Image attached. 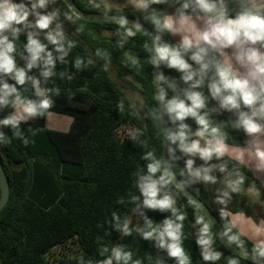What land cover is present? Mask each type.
<instances>
[{
    "label": "trees",
    "instance_id": "1",
    "mask_svg": "<svg viewBox=\"0 0 264 264\" xmlns=\"http://www.w3.org/2000/svg\"><path fill=\"white\" fill-rule=\"evenodd\" d=\"M14 2L20 3L21 0ZM74 2L87 12L135 17L148 25L156 36H160V43L173 46L180 43L173 34L158 32L151 21L144 17L151 15L153 10L161 17L179 16L178 9L184 0H167L165 3L150 4L147 10L130 8L123 12L108 11L102 0ZM224 2L230 17L234 18L242 10V0ZM97 4L99 7L94 6ZM243 5L250 7V0H243ZM38 11H58L59 15L51 28L55 29L57 24L61 26L67 55L61 60L55 46L45 39V32L32 30L53 52L55 67L52 69L53 75L47 79L41 75L42 65L28 74L40 80L42 89L52 90L48 95L53 105L44 115L22 121L19 137L14 136L10 126L0 128L10 141H0V160L10 182V199L0 211V264H100L111 256L115 247L132 254L128 264H135L136 261H140V264H177L165 249L158 246L155 238L143 237V231L150 230L148 222L153 227H159L165 219H176L171 210L146 207L138 186L140 176L148 175L147 165L151 161L143 159L147 152H153L155 158L162 161L161 171L154 178H159L165 171L161 121L155 118L159 117V113L153 88V64L150 62L154 56L153 50H149L153 49L151 42L140 31L135 36H125L124 29L117 23L82 20L62 0H50L46 10ZM65 13L72 15L73 19H67ZM185 14L204 16L199 11L193 12L191 7L185 10ZM29 19L33 20L34 17ZM106 32L110 35H106ZM26 43L27 32L22 31L15 41V56L20 67H25L27 63L21 58V54L25 57L28 55L24 50ZM146 44L148 48H145ZM260 50L264 52V48ZM191 55L189 51L184 58L194 70H198L199 65L191 60ZM133 59L137 63L133 64ZM78 60L79 67L76 66ZM162 74L175 85L173 90L167 83H162L166 99L174 95L184 98L189 90L203 92L206 108L201 110V114L208 113L211 125L221 129L227 145H246L247 134L233 125L238 120L239 111L249 109L242 105L239 110L229 111L221 108L219 101L211 97L207 85L212 82L214 69L207 72L204 85L197 89H191V82L183 81V73L168 68L164 62ZM9 83L14 81L9 80ZM122 86L140 94V107L130 101ZM55 89H59V94ZM20 91L28 98L38 99L30 83ZM13 111L10 106L0 109V119ZM49 112L70 116L72 122L68 130L47 128ZM168 117L171 132L177 131L181 121L173 123L169 114ZM183 123L189 126L191 139H195L194 134L199 128L195 119L187 117ZM178 145V141L173 144V168L179 178L215 213L228 237H239L238 241L231 242L256 255L253 250L255 244L232 224L230 214L241 213L255 222L264 220V208L248 195V192H255L263 196L264 186L247 166L228 155L221 159L213 156L205 162L199 156L183 153ZM188 159L194 160V169L212 167L210 175L216 177V183L202 180L192 182L193 178L186 169ZM220 165L226 167L225 172L219 171ZM237 172L245 176V182L240 185L239 192H232L226 181L235 180ZM253 185L254 190L249 191ZM224 191L229 192V197H222ZM164 194L175 200L177 214L185 216L182 222V246L189 264H228L229 259L237 260L238 264H255L230 253L203 213L172 183L161 188V196ZM218 197L225 199V203H218ZM221 209L229 215L222 217ZM136 216L139 219L137 222L134 220ZM197 216H203L205 222L209 223L212 250L222 253L218 261H204L202 258V249L196 242L201 227L196 224ZM125 223L130 230L128 235L123 231ZM113 264H117L115 259ZM119 264L124 262L120 261Z\"/></svg>",
    "mask_w": 264,
    "mask_h": 264
},
{
    "label": "clouds",
    "instance_id": "2",
    "mask_svg": "<svg viewBox=\"0 0 264 264\" xmlns=\"http://www.w3.org/2000/svg\"><path fill=\"white\" fill-rule=\"evenodd\" d=\"M49 2L50 0H28L25 3L21 0L20 3H16L14 0H0V109L10 106L14 110L0 119V128L10 126L16 137L21 135L19 126L22 121L26 122L30 118L44 115L53 105L48 95V92L52 90L42 89L40 80L28 74L33 68L42 65L41 75L47 79L53 75L52 69L55 67L53 52L48 50L47 44L42 43L32 30L45 32V39L55 46V51L60 54L61 60L67 55L61 26L57 24L55 29L51 28L59 15L58 11H38L39 9L46 10ZM165 2L167 0H129L134 8L142 11L147 10L150 4ZM250 3V7L244 6L242 0V10L233 18L228 15L224 0H219V2L217 0H184L182 7L178 9V18L173 15L161 17L153 10L151 15L144 19L151 21L158 32L166 31L181 36L179 45L173 46L160 43V36L157 35L155 55L151 57L150 62L153 65H158V61L164 62L168 68L180 71L183 73V81L191 82V89L201 88L205 83L204 78L207 72L214 69L215 75L212 82L207 85L211 97L219 101L221 108L229 111L239 110L242 105L249 109V111H239L238 120L233 126L238 129L242 128L247 135L254 138L250 148L230 150L225 143L221 129L211 125L207 112L201 114V110L206 108V97L203 92L189 90L184 98L174 95L171 99H166V92L161 89L159 99L165 103L166 111L172 122L181 121L178 130L170 132L168 139L173 144L178 141L179 149L183 153L199 156L205 162L210 161L213 156L221 159L229 155L230 158L243 163L247 152L249 158L255 161L256 170L264 171V141L259 138L260 135H264V123L261 122L264 121V52L260 50L264 48V5H257L255 0H250ZM94 6L99 7L98 4ZM190 7L193 12L199 11L204 14L203 17L197 18L204 20L203 27L198 26L196 20L185 14V10ZM65 16L69 20L73 19L68 13H65ZM30 17L34 19L30 20ZM116 23L124 29V35L128 37L135 36L141 31L139 25L135 26V31L128 28L127 18L124 16H121ZM80 30L82 28L78 29ZM22 31L27 32V43L24 45V50L28 55L25 57L21 54V58L27 61L25 67L18 66L15 56L17 51L15 41ZM257 44L260 47H255ZM145 48H148L147 44ZM229 48L233 49L231 55L225 51ZM189 51L192 52L191 60L199 65L198 70H194L184 58V54ZM210 54L215 55L210 56ZM132 63L135 64L137 61L133 59ZM76 66H80L79 60ZM241 68L244 69L243 72L240 71ZM158 79L175 90V85L169 83L163 74ZM9 80L14 83H9ZM29 83L38 99L28 98L20 91ZM55 92L59 94V89H55ZM187 117H193L199 126L194 134L199 139H191L189 126L183 123ZM155 118L160 119L157 116ZM133 138H135L134 135ZM201 140H204L203 146H201ZM0 141L10 143L2 131H0ZM143 159L151 161L147 165L148 175H141L138 183L144 196V205L151 209L171 210L176 217L175 220L165 219L159 227H153L151 222H148L150 230L143 231V237L144 239L155 238L158 246L165 249L168 256L174 258L177 264H189V258L182 246V222L185 216L177 214V209L174 207L175 200L170 195L161 196V188L172 183L173 177L165 170L159 178H154L155 174L161 171L162 161L157 160L153 152H147ZM193 165V159L186 161V169L189 176L193 178L192 182L202 180L206 183H216V177L210 175L212 167L194 169ZM219 171L225 172L226 167L220 165ZM236 176L235 180L226 181L227 187L232 192H239L240 185L245 182L243 174L237 172ZM254 188L253 185L249 191H253ZM222 197H229V192L224 191ZM222 197L217 198L220 204L225 203ZM220 214L222 217L229 215L224 209L220 210ZM196 224L201 225L196 242L202 249L203 260L218 261L222 253L212 250L213 239L210 235L209 223L205 222L203 216H197ZM123 231L125 235L130 234L127 223ZM256 231L264 233V228H258ZM229 239L238 241L239 237L232 235ZM253 250L258 257L264 258V240L259 241ZM104 251L107 252L108 249L105 248ZM131 255L130 252H124L120 247H115L112 249L111 256L101 261L100 264H113V259L117 261V264L120 261L128 264ZM135 264H140V261H136ZM228 264H238V261L229 259Z\"/></svg>",
    "mask_w": 264,
    "mask_h": 264
},
{
    "label": "water",
    "instance_id": "3",
    "mask_svg": "<svg viewBox=\"0 0 264 264\" xmlns=\"http://www.w3.org/2000/svg\"><path fill=\"white\" fill-rule=\"evenodd\" d=\"M70 11L78 18L89 21V22H101V23H116L121 16L127 18L128 25L130 27L135 28L136 25H139L141 28V33H143L151 42L153 47L156 44L155 33L151 30V28L146 25L143 21L123 14L118 13H102V12H87L81 9L74 0H62ZM162 66L163 62L158 61V65H153V88H154V96L158 108V113L161 121L162 133H163V149H164V167L167 172L171 174L173 177L172 184L175 188L192 204H194L207 218L212 227L214 228L220 242L222 245L233 255L253 262L255 264H264V259L258 257L257 255L248 252L244 249L237 247L233 244L227 234H225V230L219 221L218 217L215 213L209 208V206L202 201L193 191H191L179 178L177 173L173 168V156H174V148L173 143L168 139V135L171 132L170 121L168 117V113L166 111L165 103L159 99L160 92L162 89V82L158 79V77L162 74ZM10 199V182L3 166L2 161L0 160V211L4 208V206L8 203Z\"/></svg>",
    "mask_w": 264,
    "mask_h": 264
},
{
    "label": "crops",
    "instance_id": "4",
    "mask_svg": "<svg viewBox=\"0 0 264 264\" xmlns=\"http://www.w3.org/2000/svg\"><path fill=\"white\" fill-rule=\"evenodd\" d=\"M255 3L257 5H264V0H255ZM174 17L178 18V16H174ZM198 17H202V16H195L192 19H195L196 21H200V20L203 21L202 19H197ZM173 36L177 41L181 40V36L179 34H175ZM47 117H48V114H47ZM31 120L33 119L32 118L28 119V121H31ZM71 122H72V118L69 120V126ZM46 126H47V118H46ZM259 138L261 141H264V135H260ZM253 139H254L253 137L247 135V143L245 146L235 147V146L228 145V147L230 150L248 149L251 147V143ZM242 164L247 166L253 172L254 177L258 179L261 182V184L264 186V171L256 170L255 161L249 158L247 152L245 153L244 161ZM230 219H231L232 224L240 231V233L246 236L255 245L259 241L264 240V233H257L256 231L258 228H264V220L255 222L252 218L247 217L246 215L241 214V213H231Z\"/></svg>",
    "mask_w": 264,
    "mask_h": 264
},
{
    "label": "rangeland",
    "instance_id": "5",
    "mask_svg": "<svg viewBox=\"0 0 264 264\" xmlns=\"http://www.w3.org/2000/svg\"><path fill=\"white\" fill-rule=\"evenodd\" d=\"M91 1L95 2V0H91ZM102 1L105 3L106 9L108 11L117 10V11L123 12L124 10L130 9V8L136 9L131 3H129V0H102ZM196 22L198 26L200 27L204 26V20L203 21L200 20ZM105 34L110 35V33L108 32H106ZM225 51L231 55L233 52V49L229 48V49H226ZM236 66L239 67V65H236ZM240 71L243 72L244 69L241 68ZM122 89L124 90L126 96L130 99V101H132V103L136 107H140L142 105V99L140 97V94L137 91L132 90L131 88L127 86H122ZM70 119L71 117L68 115H63V114H59L55 112H49L48 117H47V126L48 128L53 129V130L67 131L69 128ZM195 139H199V138L196 137ZM203 143H204V140H201V146L203 145ZM248 195L252 201L257 202L258 204L261 205V207L264 208V195L258 196L255 192H248ZM134 220L137 222L138 216H136Z\"/></svg>",
    "mask_w": 264,
    "mask_h": 264
}]
</instances>
